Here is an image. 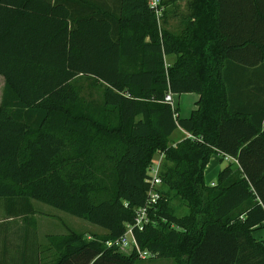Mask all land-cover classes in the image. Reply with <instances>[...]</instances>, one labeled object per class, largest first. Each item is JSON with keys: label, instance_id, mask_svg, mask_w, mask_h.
I'll return each mask as SVG.
<instances>
[{"label": "trees", "instance_id": "16d2710c", "mask_svg": "<svg viewBox=\"0 0 264 264\" xmlns=\"http://www.w3.org/2000/svg\"><path fill=\"white\" fill-rule=\"evenodd\" d=\"M190 5L188 33L180 35L161 29L150 0H0L6 217L29 215L39 201L104 230L90 238L49 235L52 263L140 259L107 242L147 204L149 166L164 150L175 166L160 174L162 198L149 208L151 221L134 230L139 245L156 254L149 259L264 264V238L254 234L264 227V0ZM167 12L165 5L162 19ZM84 82L101 91L100 101L85 103ZM168 92L200 94L198 109L182 117L165 100ZM180 129L191 137L169 145ZM213 154L237 161L227 160L209 184ZM173 190L191 206L189 215L171 212Z\"/></svg>", "mask_w": 264, "mask_h": 264}, {"label": "rangeland", "instance_id": "374dc122", "mask_svg": "<svg viewBox=\"0 0 264 264\" xmlns=\"http://www.w3.org/2000/svg\"><path fill=\"white\" fill-rule=\"evenodd\" d=\"M170 1H175L173 6L170 5ZM196 0H164L166 5L167 15L160 19L161 29L168 30L174 34H186L188 29V23L193 17L192 2ZM212 47L208 46L203 49L202 60H207L206 64L210 60V53ZM174 55L168 57V62L172 63ZM207 66V65H205ZM82 99L87 103L93 96V98L100 101L101 91H91L88 83H83ZM5 85V77L0 74V100L2 98L3 88ZM174 94L175 108L180 102V111L183 116L191 114V95L181 94L180 97ZM200 100V99H199ZM198 105V103H197ZM198 109V108H197ZM196 110V109H195ZM194 111V110H193ZM188 117V116H187ZM107 126V125H106ZM191 134L183 130H177L171 135L169 145L174 144L183 136ZM212 167L217 165L225 166L227 160L222 161L218 156H214L211 160ZM158 167V173L166 171L175 166V163L167 158L164 150H159L154 154L152 162L149 166V172L155 173L154 168ZM207 181L213 176L211 175V169L206 173ZM211 181V180H210ZM162 186V185H161ZM166 189V188H165ZM171 202L170 208L174 215L183 217L189 215L191 212V206L184 197L179 195L176 191L170 192ZM35 212L27 215H17L6 217L4 212L3 203H0V264H50L54 259V249L50 247L49 235L69 234L71 232H85V233H104V230L98 225L92 224L80 217H77L71 213L52 207L48 204L34 201ZM193 211V210H192ZM197 216L198 213L194 210ZM203 216V215H202ZM257 238H264V228H260L254 231ZM131 252L130 248H125ZM174 258H155V259H139L135 264H175Z\"/></svg>", "mask_w": 264, "mask_h": 264}, {"label": "built area", "instance_id": "2783aa9c", "mask_svg": "<svg viewBox=\"0 0 264 264\" xmlns=\"http://www.w3.org/2000/svg\"><path fill=\"white\" fill-rule=\"evenodd\" d=\"M150 6L151 8L155 11L159 23L160 19L164 13V7L162 0H150ZM165 100L167 102H170L173 107L174 105V94L171 92H168L165 96ZM233 159L230 156H226V160ZM237 161V159H233ZM155 173H150L151 174V189L149 190V196H148V202L145 206L139 207L136 209V216H135V222L132 225H128L126 232L119 238L113 241H108L107 245L109 247H117L119 249H125V248H130L131 251H136L140 257V259H149L153 258L156 256V254L149 249H143L135 235H134V230L137 228L139 230H143L145 226L151 221V218L149 216V208L153 207L155 204L158 203V201L162 198V193H161V185H162V178L160 174L158 173V167L155 166L154 168Z\"/></svg>", "mask_w": 264, "mask_h": 264}, {"label": "crops", "instance_id": "0c3cea01", "mask_svg": "<svg viewBox=\"0 0 264 264\" xmlns=\"http://www.w3.org/2000/svg\"><path fill=\"white\" fill-rule=\"evenodd\" d=\"M168 57H171V55H168V56H166V60H167V62H168ZM172 62H174V61H172ZM168 63H170V62H168ZM206 65V62L204 61V66L202 67L203 69H205V68H209L208 67V65L207 66H205ZM184 94H188V95H191V113H192V111L193 110H195V109H197L198 108V105H197V103H198V101H199V99H200V94H198V93H196V92H191V93H184ZM177 97H180V95H178ZM178 102V108L180 109V102L179 101H177ZM179 113H180V115L182 116V117H187V116H189V115H187V116H183L182 115V113H181V111L179 110ZM218 156V158H222V155L221 154H213V156L211 157V159H210V162H211V160H212V158L214 157V156ZM208 163V165H207V167H206V171H205V178H206V182L207 183H209V184H213V183H215L216 182V179H217V176H218V173H219V171L224 167V166H217V165H215V166H213L212 167V165H211V163ZM209 169H211V175L213 176L210 180H208L207 181V177H206V173L208 172V170ZM262 228H264V227H262ZM260 229V228H259ZM88 238H90L91 237V234L90 233H87V235H86ZM120 251H124V252H127V253H130L129 252V250H126V249H120ZM142 260H145V259H142ZM29 264H32V263H29ZM50 264H54V263H50Z\"/></svg>", "mask_w": 264, "mask_h": 264}]
</instances>
